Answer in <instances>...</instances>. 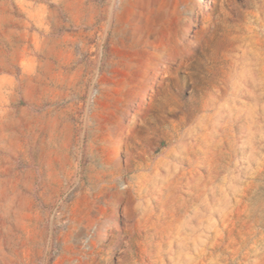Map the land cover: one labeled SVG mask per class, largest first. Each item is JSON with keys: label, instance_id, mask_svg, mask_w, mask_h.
<instances>
[{"label": "rangeland", "instance_id": "rangeland-1", "mask_svg": "<svg viewBox=\"0 0 264 264\" xmlns=\"http://www.w3.org/2000/svg\"><path fill=\"white\" fill-rule=\"evenodd\" d=\"M0 264H264V0H0Z\"/></svg>", "mask_w": 264, "mask_h": 264}]
</instances>
